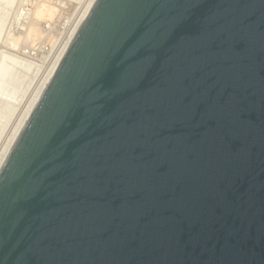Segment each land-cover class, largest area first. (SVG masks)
Returning <instances> with one entry per match:
<instances>
[{
    "label": "water",
    "instance_id": "obj_1",
    "mask_svg": "<svg viewBox=\"0 0 264 264\" xmlns=\"http://www.w3.org/2000/svg\"><path fill=\"white\" fill-rule=\"evenodd\" d=\"M0 264H264V0H95L0 167Z\"/></svg>",
    "mask_w": 264,
    "mask_h": 264
},
{
    "label": "rangeland",
    "instance_id": "obj_2",
    "mask_svg": "<svg viewBox=\"0 0 264 264\" xmlns=\"http://www.w3.org/2000/svg\"><path fill=\"white\" fill-rule=\"evenodd\" d=\"M86 2L0 0V151ZM42 5L33 37L25 38Z\"/></svg>",
    "mask_w": 264,
    "mask_h": 264
},
{
    "label": "bare ground",
    "instance_id": "obj_3",
    "mask_svg": "<svg viewBox=\"0 0 264 264\" xmlns=\"http://www.w3.org/2000/svg\"><path fill=\"white\" fill-rule=\"evenodd\" d=\"M94 2H95V0H87L85 6L83 7V9L80 12V15L78 16L76 22L74 23V25L72 26L70 32L68 33L65 41L62 42L63 43L62 46L60 47V49L58 50V52L54 56L53 60L51 61V63L49 65L44 77L42 78L41 82L37 86V88H36L33 96L31 97L29 103L27 104V106L25 107L24 111L22 112V114L18 118L17 122L13 126V128H12V130H11L7 140H6V143L4 144L3 148L0 151V167L3 164L6 156L8 155L11 147L13 146V144H14L17 136L19 135L22 127L24 126V124H25L30 112L32 111V109H33V107H34L39 95L41 94L46 82L48 81L49 77L51 76L52 72L54 71L55 67L57 66L58 62L60 61L61 57L63 56L64 52L66 51L67 47L69 46L70 42L72 41L74 35L76 34L77 30L79 29L80 25L82 24L83 20L85 19L87 13L89 12V10L92 7ZM44 3H43V5H44ZM43 5L40 6V7H37L35 9L36 11L34 12L35 14H34L33 18L36 21H34L32 19L33 21L31 22V25H30L28 31L26 32L27 37H25V38H29V37H31V35L33 37L35 29L38 26V25H36L37 20L40 19V17H42V15L44 13ZM38 32H40V31H38Z\"/></svg>",
    "mask_w": 264,
    "mask_h": 264
}]
</instances>
